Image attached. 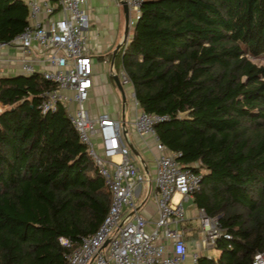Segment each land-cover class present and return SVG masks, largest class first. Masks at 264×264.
Instances as JSON below:
<instances>
[{
	"label": "trees",
	"instance_id": "16d2710c",
	"mask_svg": "<svg viewBox=\"0 0 264 264\" xmlns=\"http://www.w3.org/2000/svg\"><path fill=\"white\" fill-rule=\"evenodd\" d=\"M27 20L0 0V41ZM120 66L139 110L182 165L201 172L192 201L228 238L198 264H251L264 253V0H140ZM38 72L0 76V264H66L101 222L110 194L62 105L41 114Z\"/></svg>",
	"mask_w": 264,
	"mask_h": 264
},
{
	"label": "built area",
	"instance_id": "2783aa9c",
	"mask_svg": "<svg viewBox=\"0 0 264 264\" xmlns=\"http://www.w3.org/2000/svg\"><path fill=\"white\" fill-rule=\"evenodd\" d=\"M22 2L27 7L28 22L9 41H0V49L16 47L21 52L17 59L20 74L38 72L53 84L37 93L40 113L52 112L59 104L63 106L68 122L86 146L110 194L107 211L94 231L75 241L58 238L60 244L68 248L64 253L66 264H198L201 255L198 251L188 252L183 238L182 200L191 198L199 188L201 172L182 165L178 161L180 152L168 150L159 142L153 125L168 116L139 110L121 66L119 73L110 67V73L117 75L122 88L126 84L130 91L134 132L145 146L148 143L143 137L149 136L158 151L153 174L156 217L150 221L135 205V187L144 181V175L135 166L124 142L119 119L104 112L90 117L84 107L93 85L95 66L83 33L87 0H55V5L48 0ZM126 2L135 20L140 0ZM40 14L46 18L44 23L38 19ZM133 20L128 18V26ZM33 51L39 52L41 59L30 58ZM102 62L107 60L102 59ZM37 64L41 65L39 71L35 69ZM196 209L204 249L214 248L219 237L228 238L215 217L207 216L201 208ZM251 264H264V253H254Z\"/></svg>",
	"mask_w": 264,
	"mask_h": 264
},
{
	"label": "crops",
	"instance_id": "0c3cea01",
	"mask_svg": "<svg viewBox=\"0 0 264 264\" xmlns=\"http://www.w3.org/2000/svg\"><path fill=\"white\" fill-rule=\"evenodd\" d=\"M52 5H55V0H48ZM128 10V18L129 16ZM85 14V26L83 28V33L86 37V47L88 52L93 55L94 59H99L102 64L108 66L109 75L110 67L114 70V61L116 54L119 53V48L116 50L114 60L112 64L110 63L112 52L114 48L118 45H121L123 41V30H124V19L122 7L119 0H87L84 6ZM38 19L45 22V16L40 14ZM132 26V25H131ZM128 26L127 33L125 36V42L130 38V27ZM21 57V52L16 47H7L0 49V76H14L20 74L19 63L17 59ZM30 58L41 59L39 52H31L29 54ZM102 59H106L107 62H102ZM98 63V61H97ZM95 63V65L97 64ZM120 66V65H119ZM95 66L93 67V69ZM36 71L41 69V65H35ZM94 85V83H93ZM92 85V86H93ZM103 86V85H101ZM99 88H102V87ZM92 87L91 90L92 91ZM104 92V91H103ZM102 92V94H103ZM6 106L0 103V111ZM87 111L91 117H95L98 113L104 112L108 113L106 109H101L100 112L96 110L92 111L87 106ZM110 115V112L108 113ZM134 115V114H133ZM132 122V120H131ZM130 122V125H131ZM127 137L135 152L143 160L146 166V172L148 179L144 178V191L143 195L139 200L135 201L137 211L144 216L146 219L152 221L156 217V206L153 198L154 195V184H153V174H154V158L158 154V151L154 149V146L148 147L143 143V139L139 137L133 130L131 125L130 133L126 129ZM145 141H150L149 137H143ZM133 159L135 166L141 173H144L142 165L138 162L136 156L128 148ZM143 151L144 154L141 153ZM148 161L150 162V169L148 168ZM150 171V172H149ZM140 196V184L135 187V198L137 199ZM174 199L177 198V195L173 196ZM182 203L185 204L183 207L184 213V241L187 248V251H198L200 255L209 256L206 254L205 249L200 243L199 231L194 229L191 224V219L196 216V207L192 201V197L186 200H182ZM217 254V253H216ZM215 254V255H216ZM215 257V256H212Z\"/></svg>",
	"mask_w": 264,
	"mask_h": 264
},
{
	"label": "rangeland",
	"instance_id": "374dc122",
	"mask_svg": "<svg viewBox=\"0 0 264 264\" xmlns=\"http://www.w3.org/2000/svg\"><path fill=\"white\" fill-rule=\"evenodd\" d=\"M133 14L134 12L132 11L129 12V16L131 20H133ZM95 63L97 64L95 65V68L93 69V74H92V80H93L94 85L92 86L93 88L92 91H90L88 94L87 100L84 103V107L87 109V106H88L92 111L96 110V112H100L101 109H106L110 112L109 116L118 118L120 121V113H121L120 97H119V93L117 92L115 86L110 80L108 66H106L105 64H102L99 59L98 60L95 59ZM113 65H114L115 72L119 73L120 62L118 60V57L115 58ZM100 86L102 88H99ZM123 91L125 95L124 123H125V129H127L130 133V130H131L130 122L133 119L134 107H133L131 98L129 96L130 91L128 90V86L126 84L123 85ZM145 137H149V136L146 135ZM147 143H148L147 145L148 147L154 146V142L152 141L151 138H150V141H147ZM141 153L144 154L143 151H141ZM150 165L151 164L148 161L149 169H150ZM143 191H144V182H141L140 183V196L137 199L134 197V201L139 200L142 197ZM183 207H185V204H183ZM191 224L194 229L196 230L199 229V221L196 216L191 219ZM205 252L209 256H215V254L217 253V250L215 248H207L205 249Z\"/></svg>",
	"mask_w": 264,
	"mask_h": 264
},
{
	"label": "water",
	"instance_id": "95a60500",
	"mask_svg": "<svg viewBox=\"0 0 264 264\" xmlns=\"http://www.w3.org/2000/svg\"><path fill=\"white\" fill-rule=\"evenodd\" d=\"M121 7H122V12H123V19H124V30H123V41L121 43H123L125 41V36L127 33V29H128V6H127V2L126 0H119ZM120 45L116 46L112 52V56H111V60L110 63L112 64L113 60H114V56L116 53V50L118 49ZM110 80L112 81L113 85L115 86L117 92L119 93V97H120V105H121V113H120V121H121V127L122 129V137L124 139L125 144L127 145L128 148H130L131 152L136 156L138 162L142 165L143 170H144V178L148 179L147 176V172H146V166L143 162V160L139 157V155L135 152L134 148L132 147L131 143L128 140L127 137V132L125 127V123H124V104H125V95H124V91L123 88L117 78V75L115 73H110L109 75ZM106 244V242L103 243V246Z\"/></svg>",
	"mask_w": 264,
	"mask_h": 264
}]
</instances>
